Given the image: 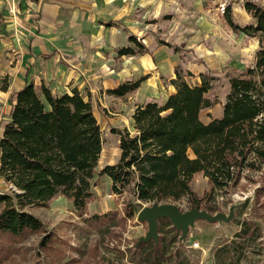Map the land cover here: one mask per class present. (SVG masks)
<instances>
[{
	"label": "trees",
	"instance_id": "trees-1",
	"mask_svg": "<svg viewBox=\"0 0 264 264\" xmlns=\"http://www.w3.org/2000/svg\"><path fill=\"white\" fill-rule=\"evenodd\" d=\"M232 4L224 7L227 23L236 32L258 36L260 48L254 63L230 78L222 115L207 122L202 119V112L213 106L209 92L216 77L200 72V83L193 84L177 69L169 80L173 92L162 101L138 105L131 128L113 130L119 137L120 156L99 174L110 178L113 193L132 194L133 202L127 205L129 216L141 202L186 198L192 208L201 207L203 198L191 186L198 172L208 177L215 191L237 185L246 170L264 168V4L243 0V8L254 19L245 25L236 21ZM130 40L138 48L124 47L119 54L148 51L137 36L131 35ZM147 78L123 82L109 93L125 96ZM10 104L0 136V180L7 188L0 191V264L8 255L7 244L45 230L43 221L27 207L46 206L54 197L64 195L80 214L84 213L94 195L104 142L91 101L77 89L57 95L46 84L38 89L27 82L11 94ZM263 193L264 186H260L255 203ZM165 220L170 221L168 217L158 219L157 241L137 245L139 262L172 261L168 256L170 244L160 227ZM238 224L235 238L215 249L214 264H229L228 258L240 261L246 240L262 234L253 220ZM6 239L9 242L1 244ZM49 242L45 235L40 246L45 248Z\"/></svg>",
	"mask_w": 264,
	"mask_h": 264
},
{
	"label": "rangeland",
	"instance_id": "rangeland-1",
	"mask_svg": "<svg viewBox=\"0 0 264 264\" xmlns=\"http://www.w3.org/2000/svg\"><path fill=\"white\" fill-rule=\"evenodd\" d=\"M257 1L264 4V0ZM229 2L233 3L237 22L245 25L254 21L243 8V0L135 2L131 14L139 20L130 23L134 26L131 32L147 46L146 56L150 63L145 62V65L140 61V68L134 66L139 54L128 57L129 61L124 63V82L145 75L148 78L138 89L120 99L107 90L103 101L98 99L93 105L104 142L92 199L83 214L64 195L54 197L46 206L27 207L43 221L45 230L33 233L21 242L7 244L9 252L1 264H147L139 262L137 245L146 236L149 222L141 220L139 214L152 202H141L140 206L134 207V215L129 216L127 205L133 202L132 194L129 191L121 195L113 193L110 178L99 172L106 164L119 159V137L113 130L131 128L132 115L138 105L149 100L162 101L173 92L169 80L177 69L193 84L200 83V72L216 77L209 92L213 106L202 112V119L207 122L211 117L222 115L230 78L253 64L260 48L258 36L236 32L227 23L224 7ZM191 186L203 198L201 209L214 208L212 213L208 211L211 216L222 215L216 219L196 218L185 236L183 228L174 226L171 220L163 221L160 227L170 244L168 256L172 257V261L164 264H214L215 249L234 239L240 229L238 223L245 219L257 222L262 234L246 240L240 261L228 258V262L264 264V193L255 203L258 188L264 186V168L262 171L246 170L237 185L225 190L212 191L208 177L202 172L194 175ZM6 190L0 180V191ZM174 203L181 212L192 208L186 198ZM45 235L49 236L50 242L42 248L40 241ZM7 242L8 239L1 244Z\"/></svg>",
	"mask_w": 264,
	"mask_h": 264
},
{
	"label": "crops",
	"instance_id": "crops-1",
	"mask_svg": "<svg viewBox=\"0 0 264 264\" xmlns=\"http://www.w3.org/2000/svg\"><path fill=\"white\" fill-rule=\"evenodd\" d=\"M138 1L0 0V136L10 96L27 82L38 89L46 84L57 95L77 89L94 105L124 82L128 57L139 54L134 66L140 68V61L150 63L146 53H118L137 49L130 23Z\"/></svg>",
	"mask_w": 264,
	"mask_h": 264
},
{
	"label": "water",
	"instance_id": "water-1",
	"mask_svg": "<svg viewBox=\"0 0 264 264\" xmlns=\"http://www.w3.org/2000/svg\"><path fill=\"white\" fill-rule=\"evenodd\" d=\"M222 214L219 213L215 216H211L209 212L200 207L191 208L187 212H181L179 207L174 202H159L154 201L151 206L144 208L140 211L139 217L141 220H147L149 222V229L146 236L142 237L139 241H149L150 239H159V222L161 217H168L178 228L184 229V236L187 235V231L190 224H193L196 218L216 219Z\"/></svg>",
	"mask_w": 264,
	"mask_h": 264
}]
</instances>
